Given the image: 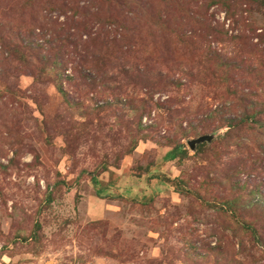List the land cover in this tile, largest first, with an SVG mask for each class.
Segmentation results:
<instances>
[{
    "label": "rangeland",
    "instance_id": "obj_1",
    "mask_svg": "<svg viewBox=\"0 0 264 264\" xmlns=\"http://www.w3.org/2000/svg\"><path fill=\"white\" fill-rule=\"evenodd\" d=\"M0 264H264V0H0Z\"/></svg>",
    "mask_w": 264,
    "mask_h": 264
},
{
    "label": "trees",
    "instance_id": "obj_2",
    "mask_svg": "<svg viewBox=\"0 0 264 264\" xmlns=\"http://www.w3.org/2000/svg\"><path fill=\"white\" fill-rule=\"evenodd\" d=\"M84 4V3H83ZM89 2L86 4V6H84V7H81V8H85V7H88L89 5ZM86 15V14H85ZM249 116H247V118H248ZM246 118V119H247ZM225 120L227 121V122H225ZM224 121H221L219 124H221V123H227L226 124V126L227 127H229V128H231V127H233L234 126V123H233V118H226Z\"/></svg>",
    "mask_w": 264,
    "mask_h": 264
},
{
    "label": "crops",
    "instance_id": "obj_3",
    "mask_svg": "<svg viewBox=\"0 0 264 264\" xmlns=\"http://www.w3.org/2000/svg\"><path fill=\"white\" fill-rule=\"evenodd\" d=\"M128 189H129V188H128ZM91 201H93V198L91 199ZM91 201H90V202H91ZM103 203H105V206H106V208H105V206H104V207H103V210H102L103 213H104V212L108 211V209H109V207H111V205H110V204H107L105 201H104ZM92 211H93L94 214H96V215L98 214L97 211L95 210V208H93ZM92 211H91V212H92ZM91 212H90V213H91Z\"/></svg>",
    "mask_w": 264,
    "mask_h": 264
},
{
    "label": "water",
    "instance_id": "obj_4",
    "mask_svg": "<svg viewBox=\"0 0 264 264\" xmlns=\"http://www.w3.org/2000/svg\"><path fill=\"white\" fill-rule=\"evenodd\" d=\"M201 140H203V137L196 138L195 140H192V141H191V145L193 146V144H194L195 142H199V141H201Z\"/></svg>",
    "mask_w": 264,
    "mask_h": 264
}]
</instances>
